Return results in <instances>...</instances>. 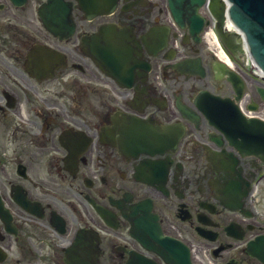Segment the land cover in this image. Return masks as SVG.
Returning <instances> with one entry per match:
<instances>
[{
  "label": "flooded vegetation",
  "instance_id": "1",
  "mask_svg": "<svg viewBox=\"0 0 264 264\" xmlns=\"http://www.w3.org/2000/svg\"><path fill=\"white\" fill-rule=\"evenodd\" d=\"M66 1L73 32L46 17L48 0H0V264H171L177 248L159 253L132 233L147 204L191 264H264V214L250 195L238 209L220 199L229 175L206 146L216 134L199 111L192 121L177 108L179 98L193 105L197 84L233 92L202 46L205 25L199 42L187 37L166 0H120L91 18ZM107 24L123 38L105 39ZM118 44L129 52L105 57ZM183 57L203 74H181ZM180 121L177 145L136 139ZM252 163L241 160L246 178ZM136 203L146 206L133 213Z\"/></svg>",
  "mask_w": 264,
  "mask_h": 264
},
{
  "label": "water",
  "instance_id": "2",
  "mask_svg": "<svg viewBox=\"0 0 264 264\" xmlns=\"http://www.w3.org/2000/svg\"><path fill=\"white\" fill-rule=\"evenodd\" d=\"M171 3V7H173L174 12L176 13L177 21H181L182 17L180 13L176 11V5L182 3L183 1H191L192 5H184V8L192 12L190 9L195 11L197 6L203 2V0H169ZM238 5L242 9H244L250 17L257 22V26L262 30V33L259 34L260 39L264 44V0H235ZM81 8H83L87 12H91L93 10H103L105 7L114 6L115 0H78ZM183 7V6H180ZM215 14L218 15V10L215 6ZM195 21L201 27L202 18H198L197 14H193V16H188V22ZM246 21L244 20L243 23ZM222 24L218 27V31L220 32L221 39L226 43L228 48L232 52H237L240 48L235 39L230 36L229 33L222 29ZM199 30V28H198ZM197 30V31H198ZM228 74L229 79L235 85L238 94H241V88L243 87L242 81L240 78L227 70L223 69V74ZM207 95V96H206ZM202 101L205 102L208 107L211 108L210 111L207 112L209 116L213 118V121H217L222 127L223 131L226 133V137L229 138L230 142L235 145L237 149H241L247 154H256L258 157L264 159V121L261 119L255 118H246L239 113L238 106H235L232 102L228 101V99H221L218 96H209L208 94L201 93ZM202 107L203 111L206 112V108L204 105L199 104ZM205 108V109H204ZM185 115L188 114L186 110H184ZM236 115L239 116L236 119ZM160 133L162 130L157 128ZM173 126H166L163 128L165 134H169L173 130ZM177 129H181L184 132V127L180 126ZM159 140H161L159 138ZM237 160H234L233 164H236ZM245 194V192H244Z\"/></svg>",
  "mask_w": 264,
  "mask_h": 264
},
{
  "label": "rangeland",
  "instance_id": "3",
  "mask_svg": "<svg viewBox=\"0 0 264 264\" xmlns=\"http://www.w3.org/2000/svg\"><path fill=\"white\" fill-rule=\"evenodd\" d=\"M200 9H202V5H200V7L198 8L199 11H200ZM206 26L207 27H205V29H204L205 35L209 32V29H210L209 25H206ZM202 46L208 49L209 48L208 46H211V44L206 39V41L203 42ZM240 63H241L240 65L242 67V71L246 75L245 76L246 81H247L246 92L251 94V101L256 103L257 109L262 111L264 108V98L261 96V94H259L258 83L250 76L249 73L246 72V71L251 72V68L247 64H244L245 62H243L241 60H240ZM243 68H244V70H243Z\"/></svg>",
  "mask_w": 264,
  "mask_h": 264
},
{
  "label": "bare ground",
  "instance_id": "4",
  "mask_svg": "<svg viewBox=\"0 0 264 264\" xmlns=\"http://www.w3.org/2000/svg\"><path fill=\"white\" fill-rule=\"evenodd\" d=\"M217 10H218V14L220 15V16H222V10H221V2L220 1H218L217 2ZM230 27V26H229ZM225 31L227 32V33H229L230 34V36H232V38L233 39H240L241 40V37H240V35H238L237 34V31H235L232 27H230V28H225ZM214 32H212V37H211V39H212V41L210 40V42H213L212 44H217L218 45V53H219V55L221 56V58H222V61L223 62H225V63H229L230 65H233L232 63V61H231V59H230V57H229V55L224 51V47L223 46H221V44L219 43V40H215V36L217 37V35L215 34ZM208 38H210V35H209V37ZM242 45V44H241ZM241 50H243V47H242V49ZM248 200V199H247ZM246 200V201H247ZM245 201V202H246ZM247 203V202H246Z\"/></svg>",
  "mask_w": 264,
  "mask_h": 264
}]
</instances>
